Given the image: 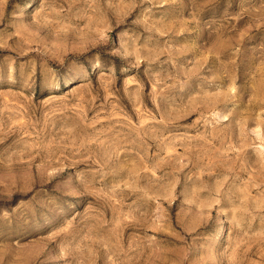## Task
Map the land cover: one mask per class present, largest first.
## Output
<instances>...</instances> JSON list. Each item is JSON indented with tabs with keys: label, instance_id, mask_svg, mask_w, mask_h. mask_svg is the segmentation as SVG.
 I'll return each instance as SVG.
<instances>
[{
	"label": "rangeland",
	"instance_id": "1",
	"mask_svg": "<svg viewBox=\"0 0 264 264\" xmlns=\"http://www.w3.org/2000/svg\"><path fill=\"white\" fill-rule=\"evenodd\" d=\"M0 264H264V0H0Z\"/></svg>",
	"mask_w": 264,
	"mask_h": 264
}]
</instances>
